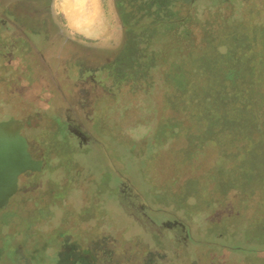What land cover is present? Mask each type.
I'll use <instances>...</instances> for the list:
<instances>
[{
  "label": "flooded vegetation",
  "instance_id": "1",
  "mask_svg": "<svg viewBox=\"0 0 264 264\" xmlns=\"http://www.w3.org/2000/svg\"><path fill=\"white\" fill-rule=\"evenodd\" d=\"M168 2L173 7L163 12L177 15L170 27L182 29L179 40H172V50L180 54L194 50L192 54L199 55L189 59L192 64L184 84L173 65L170 81L158 92L153 144L147 148L128 145L133 158L145 161L134 169L137 176L123 172L105 150L106 138L127 149L113 132L110 120L115 121L114 117L107 120L113 94L94 81L86 86L85 79L68 88L54 74L48 88L44 87L38 68L47 61L45 52L51 46L46 33L14 25L0 12V53L35 55L36 78L34 82L21 75L16 80L0 78V109L24 103L17 112L33 118L24 122L13 111L9 119L0 120V264H17L19 259L26 264H59L61 260L50 257L52 262L48 261L41 253L64 251L65 240L84 258L101 264L94 259L93 244L104 238L112 243V264H146L147 260L153 264H264V114L257 107L241 108L239 100L222 97L220 90L208 91L194 73L198 71L195 61L201 62L209 50L224 47L235 35L245 40L234 30H241L249 14L264 16V0H249L239 11L238 24L230 22L238 14L235 0ZM91 3L97 15L87 27L98 21L105 26L108 17L98 14L100 0ZM0 66H9L8 60L0 58ZM114 83L118 85L119 80ZM33 84L50 91V101L47 96L28 95L25 90ZM251 86L257 88V83ZM15 93L27 95L18 100ZM224 97L229 98L224 101ZM84 100L92 110L89 120L82 115ZM255 100L264 104V87ZM231 103L248 111L242 114V118L250 117L246 127L231 120L228 127L221 126L230 118L226 113ZM200 111L210 115L192 122L187 119V113ZM215 112L219 116L213 118ZM24 129L34 130L27 135L31 139L23 136ZM229 131L234 136L216 140ZM109 169L118 172V182H110ZM138 180L145 187L140 189ZM111 188L116 215L107 208ZM35 222L39 228H33Z\"/></svg>",
  "mask_w": 264,
  "mask_h": 264
},
{
  "label": "rangeland",
  "instance_id": "2",
  "mask_svg": "<svg viewBox=\"0 0 264 264\" xmlns=\"http://www.w3.org/2000/svg\"><path fill=\"white\" fill-rule=\"evenodd\" d=\"M235 1L237 2L238 14H235L230 22L238 24L242 20L239 11L246 8L245 5L249 0ZM71 5L72 0H0V12L5 13L2 15L8 17L14 25L25 27L34 33L40 31L46 33L51 46L45 52L47 61L41 62L38 68L40 69L38 78L44 87L48 88V82L51 75L54 74L57 81L62 82L68 88H72L75 82L85 79L86 86L94 81L98 85L104 84L107 90L113 94L114 103L110 106L107 120L111 116L114 117L115 121L112 118L110 120V123L114 122L113 132L117 134L119 140L124 142L127 149L124 151L114 138H106L105 141L103 140L107 147L105 150L111 155L112 163L120 164L123 172L129 176H137V173L133 172L134 169L144 165L145 161L133 158L129 154L131 150L128 147L133 144L136 146L142 144L147 148L153 144L152 133L154 132H152V128L158 92L165 88L166 82L170 81L173 65L176 67L181 84H184L185 78H187L186 73H190L188 71L189 65L192 64V62L188 64V61L198 57L199 54L198 52L192 54L194 50H183L182 54L172 50V40H179V33L182 29L170 27V20H176L177 15L163 12L169 6L173 7L168 0H100L99 7L97 6L98 14H106L107 23L104 26L98 21V23L88 27L90 36L80 35L69 27L66 8L69 9ZM189 15L193 18L196 17V14ZM263 17L261 14H249L244 17L246 20L241 24V30L239 28L234 30L235 34H243L244 41H241V36L235 35L234 38H231L232 40H228L227 45L219 47V49L209 50L206 56L203 53L206 52L204 50L202 52L204 54L203 60L201 62L197 60L194 64V67H198L196 68L198 71L194 73L199 78L200 86L208 85V91L212 92L220 90L222 97L225 94L233 96L232 101L239 100L241 108L252 109L257 107L262 115L264 114V104L255 100V94L258 96L259 88L264 87ZM4 24L10 26V24ZM215 45L217 44H211L212 47ZM176 52L178 55L175 54ZM1 53L0 58H6V61L9 62V66H0V78L2 80L10 78L16 80V77L21 75L25 80L36 81L35 55L32 54L28 57L16 52H13L15 54ZM117 79L119 80L118 85L114 83L117 82ZM229 79L232 81L230 82ZM121 81H124L122 85ZM253 83H257V88L251 86ZM180 86L179 84V90ZM247 86L249 90L245 91ZM87 89L83 87L86 92ZM2 90L0 85V105H3ZM25 91L28 95L41 96V98L50 94V91L37 86V84L35 86L33 84L32 88H27ZM15 94L17 96H14L18 100L19 96L25 98L27 95L25 93ZM48 96L47 99L50 101L49 98L51 97ZM84 96L87 97V94ZM224 98V101H227L229 97ZM199 100H202L201 97ZM213 101H220V99ZM87 103L88 101L84 100L82 115L86 120H89L92 110L88 108ZM236 105L238 104L231 103L230 110L232 113L230 110L227 111L228 107H226L225 112L227 111L226 114L230 118H227V122L224 120V125L221 126L228 127L231 121L243 127L248 125L250 117L242 118V114H249L248 111L241 110ZM24 106V103L18 102L11 107L6 106L4 109H0V120L9 119L11 112L14 111L22 121L31 122L33 118L26 117L22 113L23 111L18 113L16 110L19 107L24 108ZM47 106H51V103ZM222 109L224 111L225 108ZM194 111L199 112L196 109ZM208 115H210L208 111L206 115L200 111V113L193 115L187 113L186 117L192 122L194 118L199 119L204 116L208 117ZM218 116L217 112L213 114V118ZM43 121L52 123L50 119H43ZM19 127L20 125L17 124V130ZM32 131L34 130L24 129L21 133L24 137L31 139L27 135L30 136ZM178 132L181 135L184 133L179 130ZM232 136L234 133L229 131L220 134L216 140L222 141V139H228ZM28 143L30 148L34 146L31 140ZM82 159L84 160L85 157L82 156ZM109 171H106V174L110 182H118L120 179L118 172L114 169L113 171L109 169ZM137 182L140 189L141 185L145 187L140 180ZM112 194L113 189L111 188L107 198V208L112 215H116V206L115 209L112 207L114 205L111 200ZM69 212V210L66 211V213ZM57 213L62 215V210ZM37 227L39 228L40 225H37L36 222L33 223V228ZM258 228L255 225L254 232L258 233ZM65 241L66 249L64 251L49 249L48 252L44 251L41 255L47 256L48 261H51L50 257L59 259L61 260L59 264H93L92 257L84 258L78 249H73ZM110 245L112 246V243H109V240L105 241V238L97 244H93L96 248L94 259L97 262L101 264L113 263L111 252L113 250ZM70 255L72 258L69 257ZM102 258L106 260H102ZM17 264L26 263L25 260L19 259ZM146 264H153V262L147 260Z\"/></svg>",
  "mask_w": 264,
  "mask_h": 264
},
{
  "label": "crops",
  "instance_id": "3",
  "mask_svg": "<svg viewBox=\"0 0 264 264\" xmlns=\"http://www.w3.org/2000/svg\"><path fill=\"white\" fill-rule=\"evenodd\" d=\"M69 1V0H68ZM85 1V2H84ZM69 6V5H68ZM69 19V27L83 35H89L87 25L96 17L91 0H72L69 9L66 8ZM71 23H73L71 25Z\"/></svg>",
  "mask_w": 264,
  "mask_h": 264
}]
</instances>
